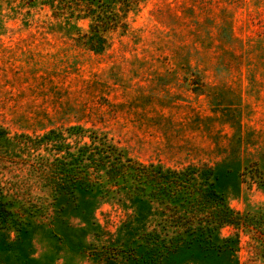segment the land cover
Instances as JSON below:
<instances>
[{"label":"rangeland","instance_id":"1","mask_svg":"<svg viewBox=\"0 0 264 264\" xmlns=\"http://www.w3.org/2000/svg\"><path fill=\"white\" fill-rule=\"evenodd\" d=\"M0 259L264 264V0H0Z\"/></svg>","mask_w":264,"mask_h":264},{"label":"trees","instance_id":"2","mask_svg":"<svg viewBox=\"0 0 264 264\" xmlns=\"http://www.w3.org/2000/svg\"><path fill=\"white\" fill-rule=\"evenodd\" d=\"M108 24H110V21L104 22L99 19L94 23V29L96 30V33H94L93 35V39L91 42L92 46L97 47L100 44L101 48L104 47L102 41L103 37L100 34L98 35V32H99V28H101L102 26L105 27L104 29H106L108 27ZM202 191H203L202 197H204L205 201L213 206H216L217 211L215 210L214 213L218 214V218H220L222 222L225 220L231 221L232 219L235 218L234 215H232V212L230 211L229 207L227 206L224 198H222L221 193L218 192V190L214 186L207 187Z\"/></svg>","mask_w":264,"mask_h":264}]
</instances>
